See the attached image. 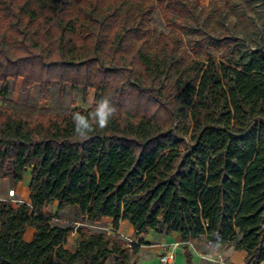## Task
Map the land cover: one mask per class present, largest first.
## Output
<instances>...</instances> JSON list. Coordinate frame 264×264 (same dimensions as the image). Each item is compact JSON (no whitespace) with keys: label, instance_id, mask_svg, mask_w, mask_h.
Returning <instances> with one entry per match:
<instances>
[{"label":"trees","instance_id":"1","mask_svg":"<svg viewBox=\"0 0 264 264\" xmlns=\"http://www.w3.org/2000/svg\"><path fill=\"white\" fill-rule=\"evenodd\" d=\"M155 2L169 33L151 24ZM247 5L258 18L238 12ZM231 11L240 26L220 29ZM19 78L45 99L94 89L95 103L4 100L0 179L30 171L31 203L0 199V264H130L138 253L140 243L85 225L66 248L73 228L53 224L54 202L262 263L264 0H0V82ZM104 98L116 108L109 125L79 137L73 114L90 117ZM185 255L194 264L188 245Z\"/></svg>","mask_w":264,"mask_h":264},{"label":"crops","instance_id":"2","mask_svg":"<svg viewBox=\"0 0 264 264\" xmlns=\"http://www.w3.org/2000/svg\"><path fill=\"white\" fill-rule=\"evenodd\" d=\"M30 179V171L25 174L23 181L18 184H13L10 178L0 179V199L31 203ZM10 190H15L14 196L9 195ZM52 206L55 208L53 212L65 211L64 209L59 210L58 202H54L45 207V212L50 214ZM83 225L88 226L89 229L92 227L94 230H91V232H106L108 234L118 232L128 242L140 243L138 253L134 256L131 264H185L187 260L185 245L187 244H189L194 264H217L205 259L207 254L215 251L223 252L233 264H246L247 252L245 250H237L231 244L219 247L210 246L204 236L192 240L190 244V242L185 243L182 235L178 232L167 234L148 230L140 235H135L134 228L129 221L121 220L119 228L116 229L113 226V219L110 217H104L100 222H89L85 219ZM77 237L78 233L76 229H73L65 247L74 251L77 246ZM167 252L173 254V259L169 263H164L161 261V256ZM261 264H264V260Z\"/></svg>","mask_w":264,"mask_h":264},{"label":"rangeland","instance_id":"3","mask_svg":"<svg viewBox=\"0 0 264 264\" xmlns=\"http://www.w3.org/2000/svg\"><path fill=\"white\" fill-rule=\"evenodd\" d=\"M200 3L206 7L210 4V0H199ZM249 5H247L244 8H241L238 10V12L246 11L249 12V14L255 18H258V13L261 10L259 7H254L249 9ZM215 10V7L212 8L210 11L211 14L206 15L203 14L201 16V21H204L205 18H208L206 16H213V11ZM222 25L220 24L221 28H229L232 30H235L237 27L240 26V19L238 18V14L236 12L231 11L229 14H225L222 17L221 21ZM151 24L154 26L156 34L163 31L165 33L170 32V28H168L165 24V21L162 17V11L160 7L158 6V3H154V11L152 13V22ZM196 25V24H195ZM193 33L189 35V37H192ZM188 40V36L186 37V41ZM10 99L13 101H19V102H26L31 105H35L37 107H48L53 110H64L73 106H79L82 108H90L95 103V90L94 89H88L85 91L81 87L77 88H71L70 86H66L63 89H59L58 87L51 91L50 98H44L39 90L38 87H32V88H25L23 85V78H19L17 81H14L13 79H9V81L6 83L5 86L0 82V111L2 109L4 100ZM8 168H10V165H8ZM55 208L51 207L52 216H54V220L52 221L53 224H60L63 226H70L73 229H76L77 227L83 225L85 217L81 214L80 210L76 207L72 208H65V211H56L53 212ZM80 223V224H78ZM82 223V224H81ZM88 227V226H87ZM89 228V227H88ZM90 230H94L92 227ZM33 229L29 228L28 232L26 233L25 237L26 239H30L32 237ZM190 242L191 241H185ZM189 245V244H187ZM182 246V245H180ZM134 259V256L130 262L132 263Z\"/></svg>","mask_w":264,"mask_h":264},{"label":"clouds","instance_id":"4","mask_svg":"<svg viewBox=\"0 0 264 264\" xmlns=\"http://www.w3.org/2000/svg\"><path fill=\"white\" fill-rule=\"evenodd\" d=\"M116 113V108L108 98L102 99L90 117L79 112L73 114L75 133L81 138H87L89 132L93 130V124L99 129H104L109 125L110 119Z\"/></svg>","mask_w":264,"mask_h":264},{"label":"built area","instance_id":"5","mask_svg":"<svg viewBox=\"0 0 264 264\" xmlns=\"http://www.w3.org/2000/svg\"><path fill=\"white\" fill-rule=\"evenodd\" d=\"M10 196L15 195V190L9 191ZM173 259V254L171 252H167L161 256V261L164 263H169ZM205 259L210 262H214L217 264H233L229 258L221 251H215L206 255Z\"/></svg>","mask_w":264,"mask_h":264}]
</instances>
